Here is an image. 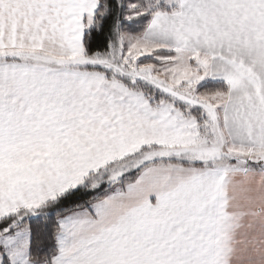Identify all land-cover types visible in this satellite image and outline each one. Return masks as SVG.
Returning a JSON list of instances; mask_svg holds the SVG:
<instances>
[{"label":"snow or ice","instance_id":"6c2138e0","mask_svg":"<svg viewBox=\"0 0 264 264\" xmlns=\"http://www.w3.org/2000/svg\"><path fill=\"white\" fill-rule=\"evenodd\" d=\"M0 264H264V0H0Z\"/></svg>","mask_w":264,"mask_h":264}]
</instances>
